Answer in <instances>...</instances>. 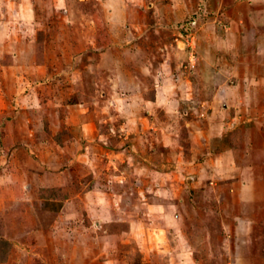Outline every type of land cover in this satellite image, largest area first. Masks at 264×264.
I'll use <instances>...</instances> for the list:
<instances>
[{
	"label": "rangeland",
	"instance_id": "1",
	"mask_svg": "<svg viewBox=\"0 0 264 264\" xmlns=\"http://www.w3.org/2000/svg\"><path fill=\"white\" fill-rule=\"evenodd\" d=\"M0 264H264V0H0Z\"/></svg>",
	"mask_w": 264,
	"mask_h": 264
},
{
	"label": "crops",
	"instance_id": "2",
	"mask_svg": "<svg viewBox=\"0 0 264 264\" xmlns=\"http://www.w3.org/2000/svg\"><path fill=\"white\" fill-rule=\"evenodd\" d=\"M79 128L81 130L79 133L81 135L83 134L84 139L88 140V141H91L97 133V127L95 125H92V124H82V126ZM84 129H85V132L83 133ZM76 132H77V130L75 131L74 134H76L77 139H80V137L78 136V134Z\"/></svg>",
	"mask_w": 264,
	"mask_h": 264
}]
</instances>
